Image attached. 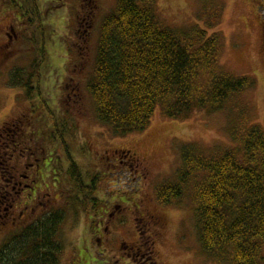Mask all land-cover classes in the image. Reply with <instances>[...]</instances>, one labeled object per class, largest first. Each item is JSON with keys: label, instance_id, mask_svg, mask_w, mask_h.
Masks as SVG:
<instances>
[{"label": "rangeland", "instance_id": "rangeland-1", "mask_svg": "<svg viewBox=\"0 0 264 264\" xmlns=\"http://www.w3.org/2000/svg\"><path fill=\"white\" fill-rule=\"evenodd\" d=\"M20 2L34 6L31 0ZM38 3L42 18L32 20L33 16L22 19L11 0H0V143L9 134L11 139L18 134L25 148L35 146L43 183L38 201L27 208L20 195L13 218L0 222V247L39 217L62 210L60 264H217L199 244L194 208L184 202L161 206L156 189L175 179L184 144L196 143L207 152L217 146H239L228 132L226 111H200L187 120H170L158 109L145 131L115 136L97 120L87 84L102 21L116 0ZM218 4L220 23L208 32L222 36L219 67L255 81L227 108L234 109L238 101L247 105L244 128H264V0H157V12L175 29L198 22L206 27L198 21V11ZM41 60L46 106L39 98L28 100L24 90L10 85L14 68L28 69ZM2 149V154L9 151L4 158L12 166L24 160L37 163L17 153L11 156L14 148L9 145ZM69 150L78 165L77 177L66 172ZM20 210L28 213L21 218ZM138 246L142 250L136 255Z\"/></svg>", "mask_w": 264, "mask_h": 264}, {"label": "trees", "instance_id": "trees-1", "mask_svg": "<svg viewBox=\"0 0 264 264\" xmlns=\"http://www.w3.org/2000/svg\"><path fill=\"white\" fill-rule=\"evenodd\" d=\"M18 1L11 0L22 19L41 20L38 0H31L33 8ZM209 6L197 16L206 27L198 22L175 29L159 17L157 0H116L100 27L87 90L97 120L117 137L145 131L158 109L170 120L226 111L228 132L239 146L207 152L196 143L184 144L175 179L156 189V199L161 206L184 202L194 208L199 244L212 262L264 264V128H244L247 105L238 101L227 108L255 81L220 69L222 36L208 30L219 25L222 8ZM43 60L14 68L10 85L46 106ZM71 174L79 175L75 163ZM64 220V211L57 210L14 232L0 247V264H60Z\"/></svg>", "mask_w": 264, "mask_h": 264}, {"label": "flooded vegetation", "instance_id": "flooded-vegetation-1", "mask_svg": "<svg viewBox=\"0 0 264 264\" xmlns=\"http://www.w3.org/2000/svg\"><path fill=\"white\" fill-rule=\"evenodd\" d=\"M9 131H13V130H9ZM17 135H15L17 138L11 139L10 138L11 135L9 134V137L6 138L5 141H2L0 143L1 145L0 153H1V150H3L2 147H5L6 149V147L9 145L14 148V153H12L11 156H15L17 153L21 157V159H23L24 157H29L37 163L35 164L33 161L29 163L24 160V162H21L20 166L19 165L12 166L10 164L11 160H8L6 157L4 158L5 155L7 156V153L9 151L4 150L3 153L5 154L1 153L0 176L2 174L1 177H3L2 179L4 180V186L2 190L0 191V222H3L7 220L6 218H9L12 215H15L13 214L12 210L14 207L18 208L17 203H21L20 195L24 199L23 201V203L25 202L24 205H26V207L28 208V206L33 201L35 202L38 201L40 197L39 192L42 191V188H43V183L41 182L42 171H41L39 154L37 150L34 149L35 146L25 148V146L23 145L25 144L24 143L25 141L22 135H20L19 138ZM9 140L11 141L10 144L7 143V141ZM64 149L66 150V148ZM69 153H70V150H69ZM70 157H72L71 153L68 158L70 167L69 169L67 168L68 171H66L69 174H71L74 163L77 164L76 161L73 158L70 159ZM46 188H49V187L47 186ZM15 203H16V206H15ZM40 204L42 207L45 205L43 201H40L39 205ZM34 208H32V211L29 213L28 211L20 210L19 215L21 216V218L23 214H26V213H28V215L30 216L32 213H34V210H35ZM136 250H137V253H136L137 255L142 250V247L138 246Z\"/></svg>", "mask_w": 264, "mask_h": 264}]
</instances>
